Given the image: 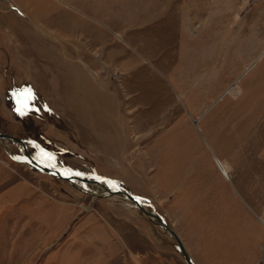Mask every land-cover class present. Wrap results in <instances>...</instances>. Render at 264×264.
I'll list each match as a JSON object with an SVG mask.
<instances>
[{
    "label": "rangeland",
    "instance_id": "1",
    "mask_svg": "<svg viewBox=\"0 0 264 264\" xmlns=\"http://www.w3.org/2000/svg\"><path fill=\"white\" fill-rule=\"evenodd\" d=\"M62 1L30 2L75 16L50 30L0 0L36 57L0 37V132L149 202L195 264H264V0ZM22 158L0 144V264H186L138 209Z\"/></svg>",
    "mask_w": 264,
    "mask_h": 264
},
{
    "label": "crops",
    "instance_id": "2",
    "mask_svg": "<svg viewBox=\"0 0 264 264\" xmlns=\"http://www.w3.org/2000/svg\"><path fill=\"white\" fill-rule=\"evenodd\" d=\"M11 3H14L16 6H18L23 12H26L29 15V18L32 21H36V22H40V23H44L46 25L47 29H52V27H54L55 22L61 20L62 22L66 21H70L71 20V16L73 18H75V16L70 13L69 10H66L67 6H69L70 4L67 2H64L62 0H60V3L62 5V9L65 10L68 13H65L66 15L61 16L60 14L55 13V10L53 9H49L48 6H46V9L44 10L43 8H41V5L35 4L32 5L30 2L31 0H29V2L26 0H10ZM37 1V0H35ZM77 6H79L80 8V3H77ZM32 7L34 8L32 10ZM1 8V6H0ZM74 8V10L77 8H75L74 6L72 7ZM83 10H77L82 16L85 15V6L82 5ZM79 19V17H78ZM19 19L14 18L13 16L8 15L5 11L0 12V37H3V41L5 44L9 45V42H13L12 44V48L10 49L11 51H18L20 54V63L25 65L24 62H22L23 59H25V62H28V60L30 59V61H32L33 59H35L36 57L32 56V50L31 47H29L28 45H24L23 43V37H28L31 34V30L28 29H24L22 28V24L19 22ZM26 28V27H25ZM10 39V41H9ZM16 44V47L14 46ZM14 46V48H13ZM28 46V47H27ZM32 57V59H31Z\"/></svg>",
    "mask_w": 264,
    "mask_h": 264
},
{
    "label": "water",
    "instance_id": "3",
    "mask_svg": "<svg viewBox=\"0 0 264 264\" xmlns=\"http://www.w3.org/2000/svg\"><path fill=\"white\" fill-rule=\"evenodd\" d=\"M1 1H5V0H1ZM5 140H11L12 142H16L17 144H19V145H21L23 147V150H24V152H23L24 160H22L23 163H29V164L35 166L36 168H38V169L46 172L47 174H50L52 176H55V177H57V178L65 181L66 183H68L72 187L79 188L76 182L78 180H80V179L79 178H75L74 176H72L63 167L56 165V168L59 169V170L52 171V170H49V169L44 168V166L42 164H40L37 161H35L34 159H32L29 156V154H28V152L26 150L25 143H24L23 140L18 139V138L11 137V136H9L7 134H4V133H1L0 132V143L2 141H5ZM80 182L83 183V184L89 183V181H87V180H85L83 178H82V180H80ZM81 187H85V185H82ZM114 194L121 195V196L127 198L128 200H130L131 202H133L136 205V207L138 208V210L142 214H144L147 218H150V219L155 220V222L153 221V224L159 226L164 232H166L167 234H169V236L176 242V244H177V246L179 248V251L182 254V256H183L186 264H194L193 261L191 260V258L189 257V255L187 254V251L185 250V248H184L181 240L177 236V234L174 231H172L166 225V223L162 220V218L159 215L149 213L147 210H145L143 207H141L139 205V203L137 202L135 196H133L131 194H128L126 192H123V191H121L119 189H116L115 192H114Z\"/></svg>",
    "mask_w": 264,
    "mask_h": 264
},
{
    "label": "bare ground",
    "instance_id": "4",
    "mask_svg": "<svg viewBox=\"0 0 264 264\" xmlns=\"http://www.w3.org/2000/svg\"><path fill=\"white\" fill-rule=\"evenodd\" d=\"M235 86L231 87L228 92H231L232 89L234 88ZM25 143V142H24ZM0 144H2L3 148L7 150V146L8 144H16L17 146H19V148L21 149V152L23 154L24 150H23V147L19 144H17L16 142H12L11 140H5V141H2ZM25 147H26V143H25ZM26 150H27V147H26ZM28 152V150H27ZM12 156V155H11ZM13 158H15L14 156H12ZM22 160H24V157L22 158ZM39 163V162H38ZM214 163L217 167V169L219 170L220 174L226 179V180H229V168L227 167V165L225 164V162L223 163L221 160L217 159V158H214ZM40 164H42L44 166V168L46 169H49V170H52V171H56V170H59L51 165H44L43 163L40 162ZM76 178V177H75ZM80 180H82V178H79ZM80 180H78L76 183L78 185L79 188H77V190L79 191H82L84 193H87L89 196H91L92 198H98V199H111V200H116L117 202H119L120 204H122L125 208L129 209H133V208H136V205L131 202L130 200H128L127 198L121 196V195H117V194H114L115 190L117 188L115 187H112L113 190L109 189L106 185H103L102 182H91L89 181V183H86V184H83L80 182ZM108 183H110L108 181ZM82 185H85V187H81ZM110 185H112L110 183ZM109 189V190H108ZM129 194V193H128ZM136 198V197H135ZM137 202L139 203V205L141 207H143L145 210H147L149 213L151 214H156L153 207L151 206V204L147 201H144L140 198H136ZM144 215V214H143ZM145 216V215H144ZM146 217V216H145ZM147 218V217H146ZM152 224H153V221L155 222V220L153 219H150V218H147ZM157 226V225H156ZM166 233V232H165ZM167 234V233H166ZM169 235V234H168ZM194 263V262H193ZM195 264V263H194Z\"/></svg>",
    "mask_w": 264,
    "mask_h": 264
}]
</instances>
